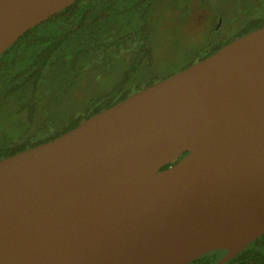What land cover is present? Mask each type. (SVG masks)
Instances as JSON below:
<instances>
[{
  "label": "water",
  "instance_id": "obj_1",
  "mask_svg": "<svg viewBox=\"0 0 264 264\" xmlns=\"http://www.w3.org/2000/svg\"><path fill=\"white\" fill-rule=\"evenodd\" d=\"M75 1L0 0V55ZM263 234L264 24L0 159V264H224Z\"/></svg>",
  "mask_w": 264,
  "mask_h": 264
},
{
  "label": "trees",
  "instance_id": "obj_2",
  "mask_svg": "<svg viewBox=\"0 0 264 264\" xmlns=\"http://www.w3.org/2000/svg\"><path fill=\"white\" fill-rule=\"evenodd\" d=\"M157 2L76 0L29 29L0 55V110L16 117V136L26 132L31 141L28 148L65 133L89 116L164 78L150 75L152 14ZM237 18L241 21L237 36L264 24V16L256 17L254 13ZM209 41L207 38L197 54L204 51ZM116 55L128 60L119 81L89 100L78 115L62 126L61 91L76 84L85 60L101 63ZM199 56H194L188 65ZM62 82L67 84L66 88H61ZM132 84L134 89H130ZM224 253V250L211 251L189 264H215ZM224 264H264V234Z\"/></svg>",
  "mask_w": 264,
  "mask_h": 264
},
{
  "label": "rangeland",
  "instance_id": "obj_3",
  "mask_svg": "<svg viewBox=\"0 0 264 264\" xmlns=\"http://www.w3.org/2000/svg\"><path fill=\"white\" fill-rule=\"evenodd\" d=\"M244 13L264 16V0H158L152 14L150 75L167 77L188 66L216 26L220 33L225 32ZM83 64L76 84L61 91L62 126L78 115L89 100L111 89L127 69L128 60L116 55L101 63L87 59ZM66 86L61 83V88ZM17 133L16 117L0 110V142Z\"/></svg>",
  "mask_w": 264,
  "mask_h": 264
},
{
  "label": "flooded vegetation",
  "instance_id": "obj_4",
  "mask_svg": "<svg viewBox=\"0 0 264 264\" xmlns=\"http://www.w3.org/2000/svg\"><path fill=\"white\" fill-rule=\"evenodd\" d=\"M231 24L232 23H230L229 26L227 27V30L225 32H222V33H220L219 26H216L214 28V31L209 34L208 39L210 41H209L207 47L204 48L203 52H199V54H197V55H201V56L197 57V59L195 61H193L192 63L198 61L199 59L205 58V57L213 54L214 52H216L217 50H214V48H216V47L219 48V45H221V43H225L227 39H230L228 41V42H230L231 40L238 37L237 33L240 31V27H241L240 19L233 22L232 27H231ZM228 42H226L225 44H227ZM209 52H211V53H209ZM30 144H31V141H30V138L26 135V132H24V134L21 132V134H19L18 136H14V137L5 136L0 142V153L3 155L0 159L7 157V156H10V155L17 153L19 151L28 149V146H30ZM225 253H226V251H225Z\"/></svg>",
  "mask_w": 264,
  "mask_h": 264
}]
</instances>
